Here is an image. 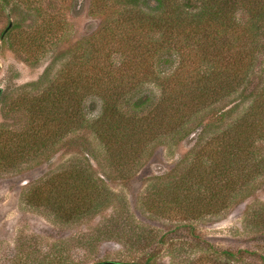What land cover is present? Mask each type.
Returning <instances> with one entry per match:
<instances>
[{
	"label": "trees",
	"instance_id": "trees-1",
	"mask_svg": "<svg viewBox=\"0 0 264 264\" xmlns=\"http://www.w3.org/2000/svg\"><path fill=\"white\" fill-rule=\"evenodd\" d=\"M88 12L99 19L95 31L69 50L52 79L21 94L24 124L0 128V174L21 170L86 123L120 177L159 138H197L183 171L166 174L145 193L143 203L156 212H216L264 177V0H89ZM62 23L58 12L40 15L23 35L18 24L15 37L8 29L6 43L34 62ZM260 62V84L251 86ZM235 93L250 98L236 115L235 104L218 106ZM97 102L100 112L90 119L86 111ZM212 126L218 127L204 140ZM24 198L67 220L103 207L109 191L90 168L73 165L30 184ZM157 254L136 264H155ZM213 254L191 264H256L243 262L253 251ZM47 255L36 264H73ZM14 264L28 262L19 253Z\"/></svg>",
	"mask_w": 264,
	"mask_h": 264
},
{
	"label": "rangeland",
	"instance_id": "rangeland-1",
	"mask_svg": "<svg viewBox=\"0 0 264 264\" xmlns=\"http://www.w3.org/2000/svg\"><path fill=\"white\" fill-rule=\"evenodd\" d=\"M88 2L0 0V128L24 124L25 116L17 106L21 94L34 92L32 83L37 80L52 79L69 50L95 31L99 19L88 12ZM56 12L63 22L61 31L38 52L34 62L9 48L5 34L11 28L8 36L15 37L13 25L18 24L16 30L23 35L38 24L40 15L53 16ZM262 68V62L256 65L251 86L259 83ZM244 97L235 93L218 106L235 104L234 115L240 114L250 103V98ZM99 112L97 102L86 115L92 119ZM217 127H210L204 140L212 137ZM196 141L194 135L163 136L146 146L141 158L120 177L110 166L105 146L84 123L21 170L1 173L0 264H14L19 253L28 264H36L38 259H47L49 252L73 264L106 260L142 263L146 253L153 250L158 251L155 264H191L199 257L214 255V250L253 251L256 256L245 254L243 262L264 264V177L256 179L236 202L216 212L180 217L168 210L153 211L143 203L151 185L166 180L168 173L183 171ZM73 165L90 168L108 189L109 199L103 207L59 220L25 201V189L30 184ZM128 221L136 228L129 230ZM120 224L127 231L120 229Z\"/></svg>",
	"mask_w": 264,
	"mask_h": 264
},
{
	"label": "water",
	"instance_id": "water-1",
	"mask_svg": "<svg viewBox=\"0 0 264 264\" xmlns=\"http://www.w3.org/2000/svg\"><path fill=\"white\" fill-rule=\"evenodd\" d=\"M1 92V88H0ZM103 264H136L135 262H120V261H112V260H106L103 261Z\"/></svg>",
	"mask_w": 264,
	"mask_h": 264
}]
</instances>
